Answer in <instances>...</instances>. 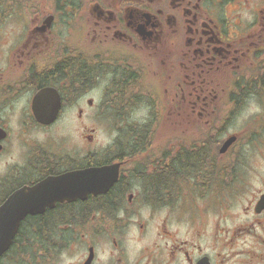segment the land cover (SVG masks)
<instances>
[{
  "label": "flooded vegetation",
  "instance_id": "flooded-vegetation-1",
  "mask_svg": "<svg viewBox=\"0 0 264 264\" xmlns=\"http://www.w3.org/2000/svg\"><path fill=\"white\" fill-rule=\"evenodd\" d=\"M256 1L0 0V205L51 176L120 166L106 193L28 216L11 249L35 259L14 264H264V179L230 212L244 132L222 150L227 124L264 106ZM44 89L61 104L51 124L34 110ZM70 109L77 123H126L104 163L51 146Z\"/></svg>",
  "mask_w": 264,
  "mask_h": 264
},
{
  "label": "rangeland",
  "instance_id": "rangeland-1",
  "mask_svg": "<svg viewBox=\"0 0 264 264\" xmlns=\"http://www.w3.org/2000/svg\"><path fill=\"white\" fill-rule=\"evenodd\" d=\"M263 2L256 1L257 4ZM76 117L77 113L70 109L66 116L49 131L53 148H61L66 152L77 150L84 152V154L98 151L101 154L111 146L116 138L117 125L120 128L126 126V123L116 124L103 119L100 122L84 121L77 123ZM259 119L261 120L255 124L254 121ZM227 126L229 134L246 130L243 137L245 139L244 144L240 148V153L235 155L237 157L234 161L239 163V167L236 169L239 174L238 179L233 186H229L228 194L229 203L232 205L229 211L236 214L241 213L243 206L252 200L264 179V106L259 100L253 101ZM157 129L158 124H152L151 131ZM89 135L92 136V139H89ZM238 185H242L240 192L235 191V187ZM189 189L188 185L183 187L181 194L188 196L190 194ZM184 206L188 211V205ZM208 211L214 217L215 209L212 208ZM244 214H246L245 211ZM12 256H14L13 253L10 254V258ZM77 259L78 257H66L65 261H76ZM5 261H8V258Z\"/></svg>",
  "mask_w": 264,
  "mask_h": 264
},
{
  "label": "water",
  "instance_id": "water-1",
  "mask_svg": "<svg viewBox=\"0 0 264 264\" xmlns=\"http://www.w3.org/2000/svg\"><path fill=\"white\" fill-rule=\"evenodd\" d=\"M45 90L35 100H51L49 112H40L37 105L36 115L46 124L52 123L58 114L60 103L53 91ZM230 137L222 150L234 142ZM118 164L104 167H89L84 170L67 172L60 176L50 177L33 187H24L16 191L0 206V258L13 243L21 221L28 214L43 212L46 207H53L57 201L86 198L90 193L99 194L107 192L118 179ZM91 258V257H90Z\"/></svg>",
  "mask_w": 264,
  "mask_h": 264
},
{
  "label": "trees",
  "instance_id": "trees-1",
  "mask_svg": "<svg viewBox=\"0 0 264 264\" xmlns=\"http://www.w3.org/2000/svg\"><path fill=\"white\" fill-rule=\"evenodd\" d=\"M108 157H110V156L107 155V154H105L104 156H102V160L100 162L101 163H104V161L106 159H108ZM156 179H157V177L153 178L152 180H156ZM110 201H111V197L108 198V199H106V202H110ZM46 218H47V220H46ZM49 220H51V216L45 217V219L42 220L43 221V224H45V222H47ZM43 227H45V226H42L41 228H43ZM33 255H34V251H32V250H22V251H18V257L21 260H30V259H33L34 258Z\"/></svg>",
  "mask_w": 264,
  "mask_h": 264
}]
</instances>
